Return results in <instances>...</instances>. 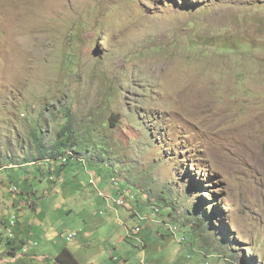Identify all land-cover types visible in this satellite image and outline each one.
<instances>
[{"label":"rangeland","instance_id":"rangeland-1","mask_svg":"<svg viewBox=\"0 0 264 264\" xmlns=\"http://www.w3.org/2000/svg\"><path fill=\"white\" fill-rule=\"evenodd\" d=\"M68 111L74 130L99 142L114 118L104 131L127 189L149 198L145 212L174 205L186 239L153 224L127 240L139 219L44 162L24 168L37 177L38 211L21 210L32 199L23 190L24 207L0 206L1 235L15 218L11 239L26 242L15 259L0 242V264H57L64 248L79 264H264V0H0V153H36L31 129L40 122L48 145ZM84 153L106 186L112 169ZM75 164L61 172L86 176ZM0 180L13 185L1 171ZM66 203L72 214L60 211Z\"/></svg>","mask_w":264,"mask_h":264},{"label":"trees","instance_id":"trees-1","mask_svg":"<svg viewBox=\"0 0 264 264\" xmlns=\"http://www.w3.org/2000/svg\"><path fill=\"white\" fill-rule=\"evenodd\" d=\"M70 116H71V111H68L67 118H65V120H64L65 124L55 122V124H58V125L60 124L61 130L56 133V137L51 142H49L48 145H46L43 141L44 140V131L39 126L40 122H37V127L34 130L31 129V134H30V140H34L35 146L37 147L36 153H31V154L26 153L23 146H22V155L17 154V155H14V157H8V154L7 155L0 154V157L2 156V158H3L2 161L0 158V169L3 172V175H5V176L9 175L10 180L13 182V186H15L17 189H22L23 192H27L30 195L31 193L29 191L31 188H33L32 187V181L33 180L36 181L37 177L31 175L30 177L26 178L25 175L27 172H25L26 169H24V168H30L32 166H37L40 163H44L47 161H49L51 164L53 163L52 167H51L53 170L52 174L57 175L59 178L63 177L64 173H61V170L68 167V166H71V165H65L66 163H64L63 156H65V154L68 153L70 150H73V152L76 155H80V154H83L85 152V149H90L94 152H96L98 149H100L102 157L97 155V163H98V165H104L105 164L109 169L114 168L115 165H117L118 163H121V161L113 158V156H115L117 158V156L119 154H112L111 153L112 149H111L110 145L113 144L112 143L113 139L107 133V130L104 131V128H107L109 130L111 125L112 126L114 125L113 124L114 118H111L109 123L104 125L103 129L99 128V130L101 129V132L99 131L101 137L100 138L97 137L98 139H100V142H99V140L95 139L96 136H94L91 133V129H90V132H83V131L74 130V128H73L74 120L72 118H70ZM55 121H57V119H55ZM85 145L87 146V148H85ZM90 150H88V151H90ZM123 162H127V161L123 160ZM4 164H6V167H8V166L9 167L7 169H4L2 166ZM108 164H113V165L108 166ZM57 166L60 168L57 169ZM106 166H104V167H106ZM13 167H17V168L15 169ZM42 174H44V173H42ZM113 175L118 176L117 174H113ZM23 179H24V181H22ZM40 181H42V180L39 179V182ZM53 183H55V181ZM117 184H119V187L118 186L116 187L115 184L112 183L111 186L109 187L108 192L112 193L113 190H119L120 187H124L125 190L127 189L126 184H122L119 182H117ZM134 191L131 188L128 189V192L130 194L135 193L137 200L134 203H128L127 207L134 206V209L137 210L136 207H139L141 205L140 203H137V202H138V200L141 199L142 196H141V192L138 189H136ZM72 198L68 197L70 204H71ZM163 200L165 202L164 205L166 207H169V204L167 203L169 201V199L163 198ZM32 202H34V205L32 207H30L32 205ZM154 203H155V201H154ZM161 204L159 205V207H160V209H159L160 211L158 210L159 213H158V211H154V209L152 207H151L150 213H151L152 217L154 214L155 219L160 217L162 219L163 225H167L169 220L171 219V217H173V215H175V213L178 212V210L174 207V205H172L171 207H169V212H168L167 210H165L161 206ZM37 205L38 204L35 201L31 200L29 207L32 210L38 211ZM66 205H69V203H66L62 208L67 209L68 207ZM105 205H106L107 209L110 208V204L106 201H105ZM195 213L200 215L201 213L203 214L204 211H199V208L196 207ZM99 214L101 216V211ZM192 214H193V212H192ZM199 220H203L205 223L207 222V220H204V219H199ZM196 225L197 224L195 223V226ZM20 226H21V222L17 221L14 224V230L19 231ZM198 227L199 228L203 227V225L202 226L198 225ZM166 233H169L168 229H167ZM162 235L166 236V237L169 236V235L168 236L165 235V233H162ZM3 241H4L6 248H7L6 255L8 256V258H16L21 253L26 252V250L21 252L23 246L26 245V242H25V240H20L19 237L17 238V241H14V239H9L7 237H4L3 235H0V242H3ZM20 263H21V261H20ZM56 263L57 264H79V262L76 261L73 256H71V254L69 253V250L67 248H64L59 253V255L56 257Z\"/></svg>","mask_w":264,"mask_h":264},{"label":"clouds","instance_id":"clouds-1","mask_svg":"<svg viewBox=\"0 0 264 264\" xmlns=\"http://www.w3.org/2000/svg\"><path fill=\"white\" fill-rule=\"evenodd\" d=\"M88 150L89 149H85V151H88ZM97 151H99V150H97ZM97 151H96V154L102 157V155L99 154V152H97ZM0 154H2V153H0ZM63 158H64V163H66L65 165H71L72 166L74 164V166H76L75 163H77V164H80V165L83 166V168L85 170V174L84 175H86V176L82 177V174L80 172L79 180L76 181V182H79L81 180V178L88 179V184L94 189V191L96 193H98V197L100 199L108 202L110 204L109 210H111V207H113V208H121V207H124V208H126L129 211V217L127 216L126 219L133 217L132 219H134V220L135 219H139L141 221L140 224H137L136 227H134V228H132L130 230L131 233H130L129 237L126 238L127 240H133L135 238L140 237L143 234V229L144 230L145 229H150V228L153 227V224H157V225L163 224L162 223V219L160 217L157 218V219H155L154 214H153V217L151 216V213L149 214V212H151V208H149L147 210V212H145V210L141 207V205L139 207H136L137 210L134 209V206L127 207L128 203H134V202H136L137 198H136L135 193L130 194L128 192V189L125 190L123 187H121L119 190H113L112 193H109L108 192L109 187L111 186L113 179H117L118 182L119 183H122V184H126L127 183V182H125V181H127V179H124L125 181H123V176L121 175V172L119 170H117V168H116V167H119V164L115 165L114 168H111L112 169V171H111L112 174H111L110 178L107 180V185L105 186V185L101 184V181L99 180V178L97 176H95V174L93 172H91L90 167H89V160H88L87 156L85 155V153L80 154V155H76L73 152V150H70L68 153L65 154V156H63ZM47 162H49V161H47ZM71 166H68L67 168H69ZM66 170H70V169H65L61 173H64V175H65V171ZM0 171H1V169H0ZM113 174H117L118 176H114ZM63 177H60V178L63 179V180H65L66 183H69L70 180L67 181ZM51 180H54V179L52 178ZM129 184H131V183L129 182ZM0 190L1 191H5V192H10L12 194H16V197H13L12 198V202H7L6 201V198L4 197V200L2 202H0V206H3L4 208H9L10 206H13V208H18V209H21L22 207H24V201L22 199L24 198V195L23 194L25 192H23V194H22V189H17L13 185H9V186H5L4 187L3 186V182L0 180ZM115 193H117L119 195L122 194V193H125L128 197L131 196V195H133L134 196V199L131 200L130 197H129V199L131 201L128 202L125 206H117L115 204V199L113 198V195ZM2 195H3V193H2ZM31 196H32V199H29L27 201V205L23 209H21L22 211H28L29 208H30L29 206H30L31 200H33V201L36 200L35 194L34 195H31ZM141 198L145 202H147L149 200V198L146 195H142ZM139 201L140 200H138L137 203H139ZM5 205H7V207ZM152 205H153L152 208L154 209V211H158L160 209L159 205L156 202L153 203ZM107 214L108 213H105L104 211H101V216L102 217L106 216ZM112 214L116 215V217L121 222H123V223L125 222V221L122 220V216H120L119 214H116L114 212H112ZM4 221L5 222L3 223V225L6 227V228H4V231L6 230V233L9 236V239H11V238L14 237V224L17 222V220L15 218L14 219L8 218V220L5 219ZM143 223L147 224V226L144 227L143 226ZM194 225H195V223H193L192 229H194ZM196 226L198 227V224ZM167 229H168V232L170 233L168 237H170V236L171 237H175L176 240H177V242L179 244H183V242H184V240L186 238H179L178 237V232H179L180 229L176 225L175 221H173L172 219H170L169 222H168V224L165 225V231H162L161 234L163 232L166 233L167 232ZM2 232H3V230L0 232V235H1ZM78 236H79L78 233L70 234L68 236V238H67V241L68 242H72ZM126 239L123 240V241H126ZM139 243L142 244L141 245L142 246V249L145 248L146 245H147L146 244V241L144 239L139 240ZM143 251L145 253V250H143ZM195 252H200V251L195 248ZM69 253L71 254V256L74 257V255L70 251H69ZM20 255L24 256L23 254H20ZM3 256H6L8 258V256L6 255V253ZM207 258L220 259V258H222V256L221 255L207 256ZM8 259H15V258H8ZM74 259L76 260L75 257H74ZM7 261H9V260H7ZM142 261H143L144 264H147V261L145 259L142 260Z\"/></svg>","mask_w":264,"mask_h":264},{"label":"crops","instance_id":"crops-1","mask_svg":"<svg viewBox=\"0 0 264 264\" xmlns=\"http://www.w3.org/2000/svg\"><path fill=\"white\" fill-rule=\"evenodd\" d=\"M13 168L16 169L17 167H13ZM79 176H80V172H78V171H75V170H66L65 171V175H64L63 178H65L67 181L70 180L69 183H75L76 181L79 180ZM6 184H8V183H6ZM73 196H76L77 197L78 194L75 193V194L71 195L69 198H72ZM3 200H4V196L0 192V202H2ZM5 206L7 207V205H5ZM73 209H74V207H68L66 210H60V211L66 213V214H71V213H73Z\"/></svg>","mask_w":264,"mask_h":264},{"label":"built area","instance_id":"built-area-1","mask_svg":"<svg viewBox=\"0 0 264 264\" xmlns=\"http://www.w3.org/2000/svg\"><path fill=\"white\" fill-rule=\"evenodd\" d=\"M130 199L133 200L134 196H130ZM130 199L125 193H122V194L119 195V197L117 199H115V203H117L118 201H125V205H126L128 202L131 201Z\"/></svg>","mask_w":264,"mask_h":264},{"label":"bare ground","instance_id":"bare-ground-1","mask_svg":"<svg viewBox=\"0 0 264 264\" xmlns=\"http://www.w3.org/2000/svg\"><path fill=\"white\" fill-rule=\"evenodd\" d=\"M64 159V158H63ZM62 160V159H61ZM60 161V160H59ZM112 182L115 184V186L119 187V184H117L118 180L117 179H113ZM114 186V185H113ZM127 186V185H126ZM131 187V186H130ZM121 188V187H120ZM124 188V187H123ZM132 192V191H131ZM133 196V195H131ZM117 206H125V201H118L117 203H115ZM133 205V204H132ZM116 209V208H115ZM160 211V210H159ZM158 211V213H159Z\"/></svg>","mask_w":264,"mask_h":264}]
</instances>
